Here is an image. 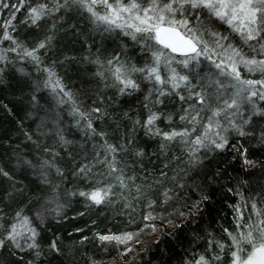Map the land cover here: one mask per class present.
<instances>
[{
	"label": "trees",
	"instance_id": "1",
	"mask_svg": "<svg viewBox=\"0 0 264 264\" xmlns=\"http://www.w3.org/2000/svg\"><path fill=\"white\" fill-rule=\"evenodd\" d=\"M196 1L0 0V264L263 245L264 0L254 35ZM159 25L198 50L173 54Z\"/></svg>",
	"mask_w": 264,
	"mask_h": 264
},
{
	"label": "rangeland",
	"instance_id": "2",
	"mask_svg": "<svg viewBox=\"0 0 264 264\" xmlns=\"http://www.w3.org/2000/svg\"><path fill=\"white\" fill-rule=\"evenodd\" d=\"M92 1L98 2L100 0ZM257 1L258 0H197L196 3L215 9L220 17L226 18L231 24H236L241 30L247 32L249 35H254L255 27L257 25ZM106 17L112 20L117 16L112 18V14H107ZM115 21L121 24L124 23L119 17L116 18ZM139 26L147 28L152 27L149 23V19H144L140 22ZM157 27L154 28V31ZM114 240L121 243L129 242V238H115ZM130 247L131 248L123 254V260L125 261L140 250L142 244H133ZM233 264H264V243L254 249L248 259L244 261L236 260Z\"/></svg>",
	"mask_w": 264,
	"mask_h": 264
},
{
	"label": "water",
	"instance_id": "3",
	"mask_svg": "<svg viewBox=\"0 0 264 264\" xmlns=\"http://www.w3.org/2000/svg\"><path fill=\"white\" fill-rule=\"evenodd\" d=\"M157 43L176 55H192L198 50V45L182 32L172 26L160 25L155 31Z\"/></svg>",
	"mask_w": 264,
	"mask_h": 264
},
{
	"label": "bare ground",
	"instance_id": "4",
	"mask_svg": "<svg viewBox=\"0 0 264 264\" xmlns=\"http://www.w3.org/2000/svg\"><path fill=\"white\" fill-rule=\"evenodd\" d=\"M157 29V28H156ZM156 29H155V31H156ZM184 35V34H183ZM185 36V35H184ZM187 37V36H186ZM156 38V37H155ZM157 41V40H156ZM186 56V55H185Z\"/></svg>",
	"mask_w": 264,
	"mask_h": 264
}]
</instances>
